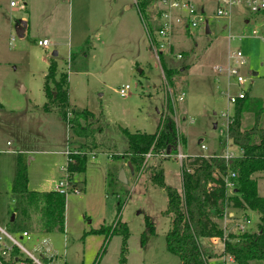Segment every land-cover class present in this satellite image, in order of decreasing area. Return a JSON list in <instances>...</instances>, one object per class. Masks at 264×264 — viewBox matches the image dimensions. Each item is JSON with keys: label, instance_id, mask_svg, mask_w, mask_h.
<instances>
[{"label": "rangeland", "instance_id": "obj_1", "mask_svg": "<svg viewBox=\"0 0 264 264\" xmlns=\"http://www.w3.org/2000/svg\"><path fill=\"white\" fill-rule=\"evenodd\" d=\"M10 1L15 5L11 6ZM190 1L197 10L203 8L211 32H205V23L185 28L175 25L183 31L180 27L172 30L177 29L172 49L157 51L154 38L157 17L166 8L163 0H153L147 6L145 21L138 16L134 0H0V148L9 150L0 154L5 159L0 167V217L6 215L10 220L13 208L9 199L12 149L27 150L22 154L29 189L50 190L59 181L67 183L63 229L33 239L38 245L42 238L49 240L57 255L51 258L60 264H119L121 235L89 232L117 220L125 222L129 232L125 264H179L177 256L165 246L171 220V215L165 213L166 194L149 181L147 170L135 178L125 159L115 158L122 155L125 142L111 124L130 132H153L169 97L174 110L172 119L184 139L177 141L170 155L151 153L144 162L147 166L161 163L164 182L180 190L181 168L187 156L180 162L174 154L181 151L193 157L220 151L219 138L224 136L227 120L233 115L228 94L236 95L242 89L264 101V42L251 35L261 15L251 14L244 0ZM218 8L227 13L218 16ZM23 19L26 28L20 36L18 25ZM150 25L152 50L144 30ZM42 38L49 40L48 47L37 44ZM53 50L58 51L57 58L68 75L70 102L93 112L101 109L110 122L105 132L117 143L114 149L88 154L85 170L70 178L66 177L63 152L69 136L66 124L55 111L42 108L43 81ZM233 51L241 52L242 64L230 57ZM161 61L176 70L172 85L164 78ZM228 63L244 78L241 85L227 76ZM216 65L224 70L217 73ZM125 84L129 85L128 93L120 95L118 88ZM252 121L250 112L242 113L241 129L250 127ZM201 144L205 149L200 148ZM225 146L238 154L229 139ZM121 169L126 172V183L117 180ZM107 173L115 176L116 184L107 186ZM253 176L258 194H264V177L258 172ZM117 199L122 205L119 211ZM227 211L238 217L248 215L251 224L247 232L257 230V212L232 208ZM146 216L154 226L153 233L145 224ZM213 219L223 229V238L236 233L234 225L223 216ZM27 231L38 234L33 227ZM19 241L39 256L25 237ZM202 242L210 244L208 238ZM207 246L214 253L208 264H219L223 255L220 242Z\"/></svg>", "mask_w": 264, "mask_h": 264}, {"label": "trees", "instance_id": "obj_2", "mask_svg": "<svg viewBox=\"0 0 264 264\" xmlns=\"http://www.w3.org/2000/svg\"><path fill=\"white\" fill-rule=\"evenodd\" d=\"M153 0H135V6L142 21L147 17L146 8ZM264 16V10L260 12ZM148 18V17H147ZM148 34L152 28L146 27ZM152 37V35H151ZM161 55V53L159 52ZM71 57V55H70ZM164 78L173 84L176 70L160 62ZM45 102L44 111H55L66 124L68 155L65 172L70 178L74 173L84 171L87 155L91 152L114 149L117 145L105 129L110 122L101 109L91 111L78 107L68 98V75L58 71L56 62L50 57L43 81ZM250 112L252 124L241 129V114ZM173 103L168 97L166 111L161 115L153 132H130L118 124H111L113 131L122 140V155L129 164L133 177L147 170L149 181L162 188L167 197L165 213L171 215L170 227L165 233L166 249L177 256L179 264H208L214 253L202 243L203 238L223 237V229L218 227L215 218H221L228 208L251 210L258 214L259 222L254 232L229 233L225 236L223 254L234 257L237 264H264V195L258 194L254 173L264 170V101L247 94L233 104V115L229 119L223 137L219 138L220 151L212 155L188 157L181 168V189L164 182L161 163L147 166L145 154L170 153L176 150V143L184 139L178 134L173 117ZM229 139L238 149V154L225 157V142ZM231 173L234 176H231ZM223 177L232 182L228 190ZM27 166L22 154L15 156L14 174L10 184L13 208L7 228L13 233L27 231L33 227L38 232H50L63 229L65 217V194L58 189H29ZM106 184H116L115 176L106 174ZM72 186H74L72 184ZM110 194L108 192L107 197ZM118 195L116 194V198ZM117 199L116 207L121 208ZM149 232L154 226L149 217H145ZM89 232L118 234L122 237L118 263H126V240L128 228L125 222L117 220L110 225H100ZM144 234L141 235V242ZM1 264H32L16 247L12 246L6 256H0Z\"/></svg>", "mask_w": 264, "mask_h": 264}, {"label": "built area", "instance_id": "obj_3", "mask_svg": "<svg viewBox=\"0 0 264 264\" xmlns=\"http://www.w3.org/2000/svg\"><path fill=\"white\" fill-rule=\"evenodd\" d=\"M226 3H229L230 0H224ZM234 1V0H231ZM250 10V13L253 15H260V12L264 10V0H244ZM163 3H165L166 8L163 9L160 14L157 17L158 20V26L156 28V38H154V44L156 46L157 51H161L163 49L170 50L171 43L169 41V38L172 34V30L174 29L175 25L180 24L183 25V27H196L201 23H205V16L203 14L202 10H197L193 3L190 0H163ZM11 6L15 5L13 1H10L9 3ZM217 15H225L227 12L226 10L222 8L217 9ZM148 32V31H147ZM251 35L255 37H259L264 42V16H261L260 23L254 25V27L251 30ZM149 40L151 43V35L148 34ZM232 39L233 37L230 36ZM153 40V39H152ZM37 44L46 47L48 46V40L41 39L37 41ZM177 57H181L180 54H177ZM231 58L234 59L235 63L242 64L244 60L242 59V54L240 51H233L230 55ZM214 70L217 73H221L223 71V67L220 65L214 66ZM226 74L227 76H232L235 78V82L238 85H241L244 82V78L240 74V72L236 69L235 66L229 65V63L226 66ZM129 85L125 84L118 88V92L120 95H126L128 93ZM246 95V91L240 90L236 95L228 94L229 101L234 104L238 99L243 98ZM229 120H227L228 123ZM226 123V126H227ZM226 129V128H225ZM8 144V142H7ZM200 148L205 149V146L203 144L200 145ZM64 154L67 156L69 151L68 148L63 151ZM92 155H95L94 153H90ZM152 154L151 152H148L145 154V159L150 157ZM162 155L168 156L170 154L162 153ZM225 157H232L236 154H234L232 151H229L225 147L224 152ZM174 156L181 162L183 158H186V156L181 151L178 153H175ZM261 176L264 177V170H261L258 172ZM231 176H234L233 173H231ZM223 181L228 188V190L232 189V182L227 178L223 177ZM67 183L59 181L58 185L55 189H58L60 192L66 193L68 192ZM72 186V185H71ZM73 190L76 191V187L72 186ZM231 208V207H230ZM234 209V208H232ZM223 218L225 220H229L234 225V230L236 233H244L247 232L249 229V225L251 224V220L248 215H243L241 217H238L234 212L227 211L224 213ZM22 237H25L26 239L30 240L31 236L28 234L27 231H23L21 233ZM224 239L220 238L218 236L210 237V246L216 245L217 242H220L221 244V250L223 252L224 247ZM46 242L45 239L42 240V243ZM12 246H16L24 256L28 257L32 264H60L57 260L51 258L52 256L48 257L47 261H44L40 256L34 255L30 250H28L24 245L19 241V237L16 236L15 233L11 232L7 228V224H4V226H0V256H6L11 249ZM1 263V260H0ZM219 264H237L234 257L230 255H222V260Z\"/></svg>", "mask_w": 264, "mask_h": 264}, {"label": "crops", "instance_id": "obj_4", "mask_svg": "<svg viewBox=\"0 0 264 264\" xmlns=\"http://www.w3.org/2000/svg\"><path fill=\"white\" fill-rule=\"evenodd\" d=\"M74 1H79V0H74ZM134 5H135V0H134ZM126 8H128V6H125ZM135 8H136V6H135ZM200 10H202L203 11V8L201 7V9ZM136 11H137V9H136ZM106 13V12H105ZM138 14V13H137ZM139 16V15H138ZM24 20V19H23ZM22 21V20H21ZM21 21L19 22V23H21ZM246 22L248 21V19H246L245 20ZM140 22H141V20H140ZM136 25L137 26H139V24L138 23H136ZM178 25V24H177ZM180 27V28H179ZM26 28V27H25ZM133 29L135 28V27H132ZM175 28H179L180 30H182L183 28L181 27V26H177V27H175ZM146 29V27L144 28V30ZM177 29H175L174 30V32L171 34V36H170V38H169V41H170V43H171V47H170V50L172 49V47H173V43H174V39H173V36H174V33L177 31ZM210 30V29H209ZM25 31V30H24ZM183 31V30H182ZM145 32H146V36H147V39H149V36H148V32H147V29L145 30ZM210 32H211V30H210ZM209 32V33H210ZM42 39H46V38H42ZM38 40H41V39H38ZM47 40V39H46ZM147 42H149V45H150V48L149 49H151L152 50V47H151V43H150V40L148 41L147 40ZM48 44H49V40H48ZM46 47H48V46H46ZM54 51V50H53ZM56 51V50H55ZM57 52V55L56 56H51V57H53L54 58V60H55V62H56V65H57V68H58V70L59 71H62L63 69H62V65H61V61L57 58L58 57V51H56ZM68 56H69V51L67 52V59H68ZM50 59V58H49ZM64 59V58H63ZM62 59V60H63ZM250 73H252V72H250ZM68 98H69V95H68ZM70 100V99H69ZM12 151H13V153H14V157H13V170H12V174H11V176H10V184H11V180H12V177H13V174H14V167H15V156H16V154L17 153H24L25 151H27V150H22V149H12ZM5 152H9V150H7V149H3V148H0V154H4ZM189 156V155H188ZM203 156H205V155H203ZM22 157H23V154H22ZM4 157H1L0 156V167H1V163L2 162H4ZM125 161V160H124ZM126 166H127V164H126ZM127 168H128V170L130 171V168L127 166ZM125 171V170H124ZM125 175H126V172H125ZM128 180V179H127ZM10 187V186H9ZM264 194H262V196H263ZM9 199H10V202H11V205L13 204V198H12V195H11V191H10V194H9ZM10 215H11V212L9 213ZM5 216L6 215H4V216H1L0 217V226H4V224H7V222L9 221H7V219L5 218ZM56 230V229H55ZM28 232V231H27ZM38 232V231H37ZM65 232V231H64ZM21 233L22 232H19V233H15L16 234V236H18L19 237V239H23L24 237H22V235H21ZM28 234L31 236V239L30 240H28V239H26V241H29V244H30V246H31V248H32V251H34V252H38L39 253V256L43 259V260H48V257L49 256H55L56 254L55 253H53V251H52V248H51V246H50V242H49V240H47V239H45V238H42L41 239V241H40V243L42 244H37V242L38 241H33V239H37L38 237H41V236H43L44 234H46L45 232H38V234L37 233H34V232H28ZM40 235V236H39ZM43 239H45L46 240V242H44V243H42V240ZM209 239V238H208ZM210 241V240H209ZM31 242V243H30ZM32 242H33V244H32ZM203 243V242H202ZM204 244V243H203ZM206 245V244H205ZM207 245H210V244H208L207 243ZM25 247V246H24ZM57 256V255H56ZM1 264V263H0Z\"/></svg>", "mask_w": 264, "mask_h": 264}, {"label": "water", "instance_id": "obj_5", "mask_svg": "<svg viewBox=\"0 0 264 264\" xmlns=\"http://www.w3.org/2000/svg\"><path fill=\"white\" fill-rule=\"evenodd\" d=\"M25 27H26V22H25V20H22L21 23H19V25H18V34H19L20 36L23 35L24 30H25ZM205 32H206V33H209V32H210V30H209V25H208L207 21H205ZM56 55H57V52H56L55 50L51 52V56L54 57V56H56ZM252 74H255V72H252ZM165 153H166V154H170V150L167 149ZM127 166L129 167V164H128V163H127ZM129 168H130V167H129ZM117 180H118L119 182H122V183H126V182H127V178H126V175H125V171H124V169H121V170L119 171V174H118V178H117Z\"/></svg>", "mask_w": 264, "mask_h": 264}]
</instances>
